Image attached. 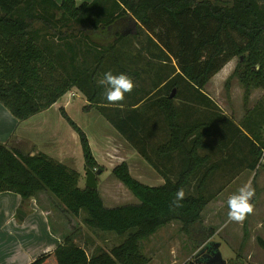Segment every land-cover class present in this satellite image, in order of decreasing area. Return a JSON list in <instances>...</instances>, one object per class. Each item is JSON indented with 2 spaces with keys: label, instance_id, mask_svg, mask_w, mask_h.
Segmentation results:
<instances>
[{
  "label": "trees",
  "instance_id": "1",
  "mask_svg": "<svg viewBox=\"0 0 264 264\" xmlns=\"http://www.w3.org/2000/svg\"><path fill=\"white\" fill-rule=\"evenodd\" d=\"M82 28L91 32L105 29L106 36L114 39L106 54L99 47L94 48L100 57L92 71L82 68V60L75 61L79 48L74 49L75 43L65 40L78 35L86 39V34L79 31ZM138 29L145 33L147 53L154 55L160 66L169 72L164 74L162 71L156 77L152 83L153 92L134 86L122 101L107 102L104 88L99 83L104 72L127 73L134 84L140 79L141 70L132 67L137 63L124 64L120 60L121 47L134 49ZM47 38L60 40L65 51L52 53L50 46H41L40 42ZM92 45L87 44V48ZM151 47L155 53L149 52ZM105 56L112 67L104 71ZM234 58L236 66L224 88L228 90L229 80L236 77L243 89V108L246 109L252 90L264 92V0H228L224 3L211 0H93L79 6L74 0H61L59 4L53 0H0V104L17 121H25L49 109L74 88L87 102L84 111L96 108L100 116L156 168L159 166L144 155V146L140 148L143 140H149L143 135L148 133V119H140L137 115L143 104L153 99L163 115L165 139L151 152L156 161L166 159L163 164L167 165L172 158L178 162L174 178L163 173V184L157 187L134 179L125 162L113 167L111 175L138 204L109 209L104 207L97 190L79 187L77 172L43 154L27 156L0 144V193L18 195L22 203L38 193H46L75 218L83 211L86 214L84 225L92 231L114 233L120 237L126 235L120 245L92 256L75 245L69 235L52 252L39 255L29 264H148L149 259L140 251V242L171 222L182 225L196 248L214 251L216 243L210 241L214 232H205L201 224L202 211L220 191L206 192L207 183L218 167L211 162L209 154H201L209 149L204 141L210 135L209 124L188 126L181 123V126V113L174 102L183 94L195 103L213 108L203 89ZM168 61H173L174 65L168 66ZM257 63L259 70L255 67ZM173 90L174 95L170 98ZM260 103L261 107L258 105L245 112L242 122L250 119L254 111L258 115L264 113V101ZM60 114L77 134L84 169H98L85 134L61 109ZM224 128H228L234 138L240 131L234 125L232 131L227 125L222 127L221 135ZM263 147L261 140L249 142V171L256 170ZM221 150L223 148L217 151ZM179 189H183L185 195L180 206L175 207L172 201ZM245 224L244 239L247 237ZM261 229L264 232V222ZM255 241L264 252V239L257 237Z\"/></svg>",
  "mask_w": 264,
  "mask_h": 264
},
{
  "label": "rangeland",
  "instance_id": "2",
  "mask_svg": "<svg viewBox=\"0 0 264 264\" xmlns=\"http://www.w3.org/2000/svg\"><path fill=\"white\" fill-rule=\"evenodd\" d=\"M211 1L224 3L228 0ZM73 28L75 29V27ZM79 31H83L82 33L86 34V39H82L78 35L74 38L67 37L65 40L72 44L75 43L74 49L79 48L75 61L78 63L82 60L84 62L82 68H88L92 71L96 66V60L100 57L94 48L99 47L100 51L106 54L108 47L114 43V39L111 36H106L105 29L91 32L86 28H82ZM138 33L139 36L137 41H133L135 42L134 51L121 47L120 49L123 54L120 60L122 61L121 63L124 64H128L131 61L137 63L135 65L133 64L132 67H138L139 70H141V74L140 79L135 82V86L142 88L144 91L153 92L152 83L157 80L156 77L161 74L162 71L164 74H167L169 70L160 66L159 61L154 59V55H149L147 50H145L144 45H146L147 40L143 29H138ZM82 42H84L85 46ZM90 43H93V45L87 48V44ZM62 44L60 40H53L51 38H47L40 42L41 46H50L53 51L52 53L58 50L65 51L64 47L60 46ZM115 46L118 48L117 44ZM152 47L149 50L151 54L155 53ZM137 51L140 53H137ZM106 57L107 56H105L103 65L104 71L108 69L109 66L112 67L110 65V60ZM236 63L237 60L235 58L232 59L220 73L212 77L204 87L203 93L212 101L213 108L208 109L205 104L195 103L183 94H181L182 98L177 97L174 102L175 107L178 108L181 113L179 122L181 126L185 123L188 126L199 123L209 124L210 135L204 139L209 149L202 151L201 154H209L211 156V162L218 164V167L217 172H213L212 177L207 183V193H215L219 188H226L231 182L239 184L242 182V185L251 183L252 187L255 191H258V193L264 190V181L262 183L255 182V177H252L253 172H250L243 166L245 162L243 158L248 161L246 144L251 142L252 139L264 142V113L260 112V115H258V112L254 111L250 119L246 122H242V117L245 112L247 110L252 111V106L256 99L262 96L263 99L261 101H264V92H258L257 96L254 94V90H252L248 98L247 107L246 109L243 108V89L236 77L229 80L228 90L224 88L225 82L233 73ZM167 65L173 66L174 62L168 61ZM101 78L102 76L100 79ZM181 90L183 91L184 88L182 87ZM59 100L60 104H62L67 101V96H63ZM68 100V117L85 134L92 156L98 166V169L93 171L99 169L102 171L101 175L96 178L98 187L97 192L106 208H117L137 203L131 193L110 173L111 169L121 162H127L126 164L129 167L130 174L134 179L138 177L146 184L158 185L159 183H157L156 180H161V175L163 173L169 178H174L178 172L177 159L172 158L168 160L166 165L162 163L165 162L166 159H159L156 161L153 152H151L152 148L154 149L163 143L161 137L155 142L143 140L140 146V148L144 146V155L147 157L149 156V159L151 158L153 162L159 166L155 168L154 166H150L148 162L141 157V153L134 149L132 144L126 142L103 117L101 118L96 108H90L88 112L83 110L87 102L79 91L74 90V96L71 95V98ZM261 103L258 107H261ZM210 114L215 115V117H209ZM137 115L140 119H155L160 122L164 120L161 111L156 107L153 99L145 102L137 111ZM261 116L263 119H261ZM61 118L62 124L60 129L62 137L65 138L68 146L71 147L73 157L76 162H78V164H75V167H77V170L80 172L79 187L84 188L85 169L83 166L80 143L79 140H76L77 134L69 127L63 117ZM245 123H247V125ZM227 125L230 128H233V125L237 126L240 130L239 133L236 132L235 138L230 136L228 128H226L227 130L224 128L221 135L222 127ZM103 136L106 138L104 143L101 141ZM219 140L225 142V147L221 151H217L218 149H216L219 142H221ZM239 160H241V162H239ZM231 167L236 168L233 169L232 174H229L227 169ZM161 183H163V180L162 182L160 181V184ZM195 184L196 182L194 183V187ZM239 184H234L232 188L234 190L239 189ZM1 194L2 200H4V204L1 206L3 210H5L6 207L8 210H12L14 213V220H18L16 212L21 209L26 215V218L24 219L23 217L24 221L22 219L20 223V220H18V225H12L10 223L7 225L5 224L4 229L0 230V260H2L0 264H4L5 260L11 256L20 257L18 252H14L16 247L24 250L25 257L34 255V252L37 250L38 242L44 241L46 236H48L44 218H46L48 222L50 233L59 242L58 245H61L64 239L71 235L75 245H85L88 256L98 254L99 252H108L113 247L123 243L126 238V235L120 237L114 233L92 231L84 225L83 220L86 218V214L83 211L80 213L79 218H75L71 214L64 212L63 207L46 193H43L42 201H39L40 203L37 202V204L32 203L31 199L22 203L20 197L18 199L17 195L13 193H8L9 195H6L7 193ZM217 195L218 194H216V196ZM259 200L261 201H259V206H257L258 212L256 214L251 213L250 218H245L242 222L228 220L226 210L222 211L215 221H211L206 214L201 217L202 229L205 232L208 233L209 230L218 232L213 241H215L216 245H220L218 251L222 260L227 264H264V252L257 246L255 241L257 237L264 239V232L261 229V219L264 217L263 194ZM259 220H261L260 223ZM244 224L246 225L247 233L245 239L243 238L245 232ZM229 225V231L225 232ZM225 236L229 237L231 241H226L227 238ZM194 244L195 242L190 240L188 234L182 230V225L180 223L171 222L159 229L149 239L140 242V251L146 258L150 259V264H190L194 262L196 254L199 253L202 248L200 247L198 249ZM36 255L38 256L39 254Z\"/></svg>",
  "mask_w": 264,
  "mask_h": 264
},
{
  "label": "crops",
  "instance_id": "3",
  "mask_svg": "<svg viewBox=\"0 0 264 264\" xmlns=\"http://www.w3.org/2000/svg\"><path fill=\"white\" fill-rule=\"evenodd\" d=\"M53 1L57 4H59L61 0H53ZM74 1H75V4L77 6H79L82 3H90L93 0H74ZM74 90H76V89L73 88V89H71V91H69L68 93H66L64 95V96H67L66 102L60 104V102H59L60 100H58L49 109L42 111L39 114L34 115V116L30 117L29 119H27L25 121H21V122L17 121L8 112V110L0 104V144L5 145L9 149L18 150L23 155H27V156H35L38 154H43V155L47 156L48 158H50L51 160H53L54 162L65 165L66 167L77 172L80 175L79 170H77V167H75V164H78V162H76V160L73 157L71 147L68 146L65 138L62 137V133H61V129H60L61 124H62L61 120H60V118L62 117L60 114V109L63 110L66 113V115L68 116V113H67V108L69 106V104H68L69 100L68 99L71 98V95L74 96ZM260 91L261 90H259V89L254 90V94L258 96V92L260 93ZM262 99H263V97L261 96L260 98L255 100V102L252 106V110L257 108V106L259 105V102ZM263 110H264V103L262 105V111ZM147 122H148V125H147L146 130H148V133L144 132L143 135H146V138L149 139L148 141H154L155 142V141H158L160 137L162 138V140H164L165 139V128H164V125L162 124L163 122H160L159 120L158 121L157 120H148ZM105 139H106L105 136H103V138L101 140L102 143H104ZM76 140H78V137L76 138ZM224 143L225 142L221 140V142H219L220 145H217L216 149L224 148L223 147ZM246 146H247L246 153H247L248 161L243 158V160H245V162L243 163V166L245 168H247L248 164L251 161V158L249 155V143H247ZM96 160L98 161L97 158H96ZM234 161H235V158H234ZM239 162H241V160H239ZM240 167H241V165H240ZM234 168H236V167H234ZM234 168L231 167V168L227 169L229 174L233 173ZM238 168H239V166H238ZM215 172H217V169L215 170ZM252 172H253L252 177H255V182H257V183L261 182L262 183L264 181V163ZM136 180H138L139 182H141L147 186H151V187H157V186H160L163 184V183L160 184V181L162 182L163 179L156 180V182L159 183L158 185L146 184L144 181H141L138 177L136 178ZM234 184H239V183L231 182L228 186H226V188H223V189L219 188L217 190V191L220 190L217 193L218 195L217 196L215 195L214 199H212L207 204V206L205 207V209L201 213V217L204 214H206V216L209 217L211 221H215V220H217L218 215L222 211L226 210V212H228V207H227V203H226L227 199L229 198L230 195L237 192V190H238V189L234 190L232 188ZM242 184L243 183L241 182L239 184V187H241ZM97 189H98V187H97ZM262 194H263V202H264V190L262 192L259 191V193H258V191H255V195L251 201L253 204L252 214H256L258 212L257 206H259L258 205L259 201H261L259 199H260ZM1 195L2 194L0 193V230H3L5 224L7 225L10 223L12 225H14V224L18 225V220H14L15 218H14V213L12 210H8L7 207L5 208V210H3L1 208V206L4 204V200H2ZM6 195H9V194L7 193ZM43 195H44L43 193H39L35 197H32L31 198L32 203L37 204V202L42 201ZM17 197L19 199L18 195H17ZM135 204H138V202ZM250 215L251 214H248V217H247L248 219L250 218ZM263 216H264V212H263ZM25 218H26V215L24 216V219ZM24 219H23V221H24ZM228 220H229V218H228ZM261 220H262V222H261ZM261 220H259V223L261 222V226H262V223L264 222V217ZM20 222H22V221H19V223ZM44 223L46 225V233L48 236H46V239L44 241L38 242L37 250L34 252V255H30L31 257L30 256L25 257L24 252H23L24 250L22 248L16 247L14 249V252H18L20 257L11 256L10 258H7V260H5L4 264H8V263L29 264L30 262L35 260L39 255L44 254V253H50L58 246L59 242L50 233V230L48 227V222H47L46 218H44ZM227 227L228 228H226L225 232L229 231L230 225ZM217 234H218L217 231L214 232V236L212 237V239L210 241L215 242L213 240L217 236ZM225 237L227 238L226 241H229V240L231 241V239L229 237H227V236H225ZM79 247L85 249V251H86L85 245H79ZM219 247H220V245H218L217 250H219ZM36 254H39V255L37 256ZM86 254H87V252H86ZM30 258H32V259H30ZM0 262H2V260H0ZM150 263L151 262H149L148 264H150Z\"/></svg>",
  "mask_w": 264,
  "mask_h": 264
},
{
  "label": "clouds",
  "instance_id": "4",
  "mask_svg": "<svg viewBox=\"0 0 264 264\" xmlns=\"http://www.w3.org/2000/svg\"><path fill=\"white\" fill-rule=\"evenodd\" d=\"M255 67L259 70V63H257ZM99 83L104 88V99L110 103L122 101L125 95L130 93L135 86L132 77L127 73L120 72L114 74L112 71L104 72ZM184 195L183 189L177 190L172 204L175 207H179L180 201L183 200ZM254 195L255 189L252 187L251 183H245L237 192L230 195L226 202L228 207V218L232 221L242 222L246 215L251 214L253 211V204L251 201Z\"/></svg>",
  "mask_w": 264,
  "mask_h": 264
},
{
  "label": "water",
  "instance_id": "5",
  "mask_svg": "<svg viewBox=\"0 0 264 264\" xmlns=\"http://www.w3.org/2000/svg\"><path fill=\"white\" fill-rule=\"evenodd\" d=\"M173 95H174V90L172 91L170 98H172ZM101 173H102V171L100 169L96 170V171H91L89 169H86L85 170L84 188H87L90 190H97L96 178L98 176H100ZM16 215H17V219L20 221L25 216V214L21 210H18L16 212ZM217 249H218V245L215 247L214 251H211L209 259H205L204 255H203V251L205 249L201 250L199 253L196 254L194 262H192L190 264H227L224 260H222L221 255Z\"/></svg>",
  "mask_w": 264,
  "mask_h": 264
},
{
  "label": "built area",
  "instance_id": "6",
  "mask_svg": "<svg viewBox=\"0 0 264 264\" xmlns=\"http://www.w3.org/2000/svg\"><path fill=\"white\" fill-rule=\"evenodd\" d=\"M263 163H264V149H262V155H261V158L259 160L257 168L260 167Z\"/></svg>",
  "mask_w": 264,
  "mask_h": 264
},
{
  "label": "flooded vegetation",
  "instance_id": "7",
  "mask_svg": "<svg viewBox=\"0 0 264 264\" xmlns=\"http://www.w3.org/2000/svg\"><path fill=\"white\" fill-rule=\"evenodd\" d=\"M210 253H211V251H208V250H204L203 251V255H204L205 259H209L210 258Z\"/></svg>",
  "mask_w": 264,
  "mask_h": 264
}]
</instances>
